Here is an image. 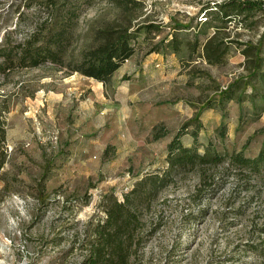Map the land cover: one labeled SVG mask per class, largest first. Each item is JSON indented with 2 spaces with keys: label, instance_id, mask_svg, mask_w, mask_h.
Segmentation results:
<instances>
[{
  "label": "rangeland",
  "instance_id": "1",
  "mask_svg": "<svg viewBox=\"0 0 264 264\" xmlns=\"http://www.w3.org/2000/svg\"><path fill=\"white\" fill-rule=\"evenodd\" d=\"M24 1L0 0V36ZM138 1L128 11L98 1L80 20L75 53L111 31L141 29L138 51L107 85L51 65L0 80V264L79 261L87 223L104 217L103 197L121 200L144 173L166 168L168 144L190 121L186 146L200 126L201 151L210 142L250 157L264 149V13L250 19L252 29H218L203 9L223 0ZM226 90L235 98L223 104ZM197 183L191 173L163 192L165 217L140 264H263L264 194L233 198L231 177L193 203ZM203 207V219L184 223Z\"/></svg>",
  "mask_w": 264,
  "mask_h": 264
},
{
  "label": "trees",
  "instance_id": "2",
  "mask_svg": "<svg viewBox=\"0 0 264 264\" xmlns=\"http://www.w3.org/2000/svg\"><path fill=\"white\" fill-rule=\"evenodd\" d=\"M98 1L124 11L141 5L138 0H25L22 7L26 8L21 12V6L17 5L18 21L7 26L0 36V80L15 70L51 65L107 85L138 51L141 29L111 31L104 42L80 47L75 53L74 49L80 42V20ZM214 5L205 7L203 14L207 25H217L218 29L232 23L252 29L256 22H250V19L264 13L262 0H223ZM30 8L33 9L31 15L27 12ZM23 24L28 30L22 27ZM234 98L231 91H223L220 103ZM212 107L213 103L209 102L201 109ZM191 124L190 121L183 125L168 144L166 168L144 173L124 192L121 200L114 193L103 197L99 207L104 217L87 223L78 245L81 259L74 264H140L147 241L160 228L165 217L160 207L163 192L188 174L198 176V183L191 194L193 203L217 195L231 177L235 181L231 189L233 198L252 189L264 194V149L250 157L243 149L219 151L210 142L201 151L198 139L200 126L191 132L192 145L186 146L182 137L188 133ZM5 139V120L0 119V169L4 164ZM252 199L253 196L249 202ZM207 212V207L189 212L183 216L184 223L201 220ZM258 251L262 255V250Z\"/></svg>",
  "mask_w": 264,
  "mask_h": 264
},
{
  "label": "crops",
  "instance_id": "3",
  "mask_svg": "<svg viewBox=\"0 0 264 264\" xmlns=\"http://www.w3.org/2000/svg\"><path fill=\"white\" fill-rule=\"evenodd\" d=\"M150 56H151V55H149V59H151V61H152L154 58H153L152 56H151V58H150ZM128 61H129V60H128ZM124 65H125V64H124ZM124 65H123V66H124ZM123 66H122V67H123Z\"/></svg>",
  "mask_w": 264,
  "mask_h": 264
},
{
  "label": "built area",
  "instance_id": "4",
  "mask_svg": "<svg viewBox=\"0 0 264 264\" xmlns=\"http://www.w3.org/2000/svg\"><path fill=\"white\" fill-rule=\"evenodd\" d=\"M203 16H204V14H203ZM206 19V18H205Z\"/></svg>",
  "mask_w": 264,
  "mask_h": 264
}]
</instances>
